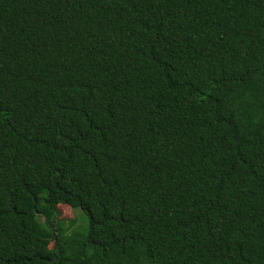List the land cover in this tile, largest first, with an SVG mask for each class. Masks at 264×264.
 <instances>
[{"label": "trees", "instance_id": "obj_1", "mask_svg": "<svg viewBox=\"0 0 264 264\" xmlns=\"http://www.w3.org/2000/svg\"><path fill=\"white\" fill-rule=\"evenodd\" d=\"M0 264H264V0H0Z\"/></svg>", "mask_w": 264, "mask_h": 264}, {"label": "rangeland", "instance_id": "obj_2", "mask_svg": "<svg viewBox=\"0 0 264 264\" xmlns=\"http://www.w3.org/2000/svg\"><path fill=\"white\" fill-rule=\"evenodd\" d=\"M56 221L62 220V227L68 232H85L88 219L79 208H70L65 204H58ZM70 220L73 221L70 223Z\"/></svg>", "mask_w": 264, "mask_h": 264}]
</instances>
